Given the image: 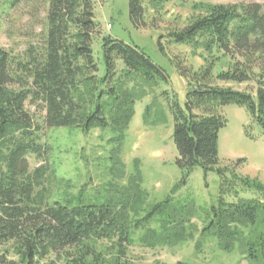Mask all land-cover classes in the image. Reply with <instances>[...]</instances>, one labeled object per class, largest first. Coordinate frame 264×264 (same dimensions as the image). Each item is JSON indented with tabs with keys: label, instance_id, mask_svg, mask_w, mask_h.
I'll return each instance as SVG.
<instances>
[{
	"label": "trees",
	"instance_id": "trees-1",
	"mask_svg": "<svg viewBox=\"0 0 264 264\" xmlns=\"http://www.w3.org/2000/svg\"><path fill=\"white\" fill-rule=\"evenodd\" d=\"M169 1L128 0L131 24L155 29ZM94 3L0 0V14L21 4L34 17L45 13L36 44L29 43L18 55L0 46V264H41L48 257L53 259L48 264H129L127 248L133 244L129 208L144 197L138 173L127 177L125 184H104L100 198L89 193L86 184L75 191L62 177L55 178L52 186L46 166L29 170L27 161L28 156L43 161L48 147L41 142L39 126L26 104L45 111L43 123L48 128L87 132L114 128L119 134L109 141L115 142L117 157L136 101L153 92L160 79L166 80L164 71L141 48L102 36ZM96 38L101 40V75L92 51ZM160 39L204 60L197 70L179 66L187 89L184 106L171 107L172 139L176 163L184 172L194 167L214 170L219 163L218 133L226 125L223 106L245 107L264 134V8L255 2L207 4L184 25L160 34L162 50ZM218 82H254L256 90L253 94ZM111 166L110 173L121 179L124 164L116 159ZM227 170H216L221 187L227 182ZM240 180L255 190L252 197L215 213L204 231L216 238L221 250L238 247L245 259L264 264V185L249 177ZM187 237L179 230L171 240ZM148 239L165 242L163 237L155 239L151 229L140 237L142 246H150Z\"/></svg>",
	"mask_w": 264,
	"mask_h": 264
},
{
	"label": "rangeland",
	"instance_id": "rangeland-1",
	"mask_svg": "<svg viewBox=\"0 0 264 264\" xmlns=\"http://www.w3.org/2000/svg\"><path fill=\"white\" fill-rule=\"evenodd\" d=\"M254 2L264 8V0H172L162 7L155 29L151 26L136 29L129 19L128 0H95L94 17L102 28V36L138 46L166 75V80L160 79L153 92L136 101L133 116L123 133L124 139L119 149L116 148L117 157L116 144L109 141L119 134L114 128L98 127L88 132L78 128H48L43 123L45 111L26 104L39 126L41 142L48 147L43 161L34 156L27 157L29 170L46 166L52 186L56 184L55 178L62 177L71 182L75 191L86 184L89 193L102 198L104 184L112 181L125 184L127 177L138 173L143 191L140 195L144 197L129 208V235L133 241L127 248L129 264H174L177 261L186 264H255L245 259L238 247L230 252L221 250L216 238L204 228L215 218V213L252 197L255 190H248L241 178L256 179L264 185V134L245 107L223 106L221 114L226 125L218 133V165L211 171L194 167L186 173L180 169L172 139L171 108L174 103L183 107L185 101L187 85L179 75V66L197 70L204 60L191 55L187 48L166 45L165 39H160L162 50L158 45L160 34H165L171 27L184 25L207 4ZM194 4L200 7L195 10ZM25 12L21 4L0 14V46L13 55L20 54L29 43L36 44L40 39L42 27L39 22H43L45 13L38 12L34 17ZM92 51L101 75L104 66L100 38L93 41ZM215 69L218 70V66ZM218 83L253 94L256 90L254 82ZM116 159L124 164V175L118 180L109 171ZM218 167H228L225 171L227 182L223 187L216 171ZM149 229L155 239L163 237L165 242L148 239L150 246H142L140 237ZM179 230L188 236L187 239L172 242L171 237ZM51 261L53 259L48 257L41 264ZM61 262L55 261V264Z\"/></svg>",
	"mask_w": 264,
	"mask_h": 264
},
{
	"label": "built area",
	"instance_id": "built-area-1",
	"mask_svg": "<svg viewBox=\"0 0 264 264\" xmlns=\"http://www.w3.org/2000/svg\"><path fill=\"white\" fill-rule=\"evenodd\" d=\"M110 25L108 24V27H109Z\"/></svg>",
	"mask_w": 264,
	"mask_h": 264
}]
</instances>
